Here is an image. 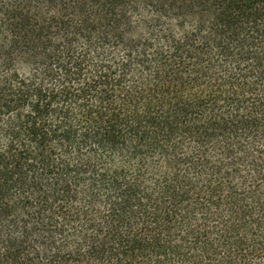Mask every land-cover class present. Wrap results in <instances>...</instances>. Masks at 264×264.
I'll list each match as a JSON object with an SVG mask.
<instances>
[{
    "label": "trees",
    "instance_id": "16d2710c",
    "mask_svg": "<svg viewBox=\"0 0 264 264\" xmlns=\"http://www.w3.org/2000/svg\"><path fill=\"white\" fill-rule=\"evenodd\" d=\"M0 264H264V0H0Z\"/></svg>",
    "mask_w": 264,
    "mask_h": 264
}]
</instances>
